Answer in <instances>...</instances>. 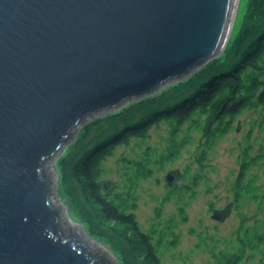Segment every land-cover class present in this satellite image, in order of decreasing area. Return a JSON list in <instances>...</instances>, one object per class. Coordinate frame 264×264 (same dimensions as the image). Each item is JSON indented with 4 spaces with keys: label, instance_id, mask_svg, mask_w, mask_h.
Here are the masks:
<instances>
[{
    "label": "water",
    "instance_id": "1",
    "mask_svg": "<svg viewBox=\"0 0 264 264\" xmlns=\"http://www.w3.org/2000/svg\"><path fill=\"white\" fill-rule=\"evenodd\" d=\"M233 4L0 0V264H115L83 225L63 224L42 167L88 119L218 57ZM179 175L170 170L164 179L172 186ZM229 211L212 217L222 221Z\"/></svg>",
    "mask_w": 264,
    "mask_h": 264
},
{
    "label": "trees",
    "instance_id": "2",
    "mask_svg": "<svg viewBox=\"0 0 264 264\" xmlns=\"http://www.w3.org/2000/svg\"><path fill=\"white\" fill-rule=\"evenodd\" d=\"M258 109L261 111L259 119L254 122L258 121L257 129H263L264 0H248L241 26L219 58L154 96L83 125L57 161L60 181L70 205L89 235L104 240L117 253L121 264H164L157 245L174 246L178 235L170 224L150 231L140 227L135 215L138 183L151 175L154 163L173 157L184 143L190 142L189 137L193 136L187 134L190 130L199 132V143L205 152L211 142L233 130L238 116ZM161 122L167 124L170 140L166 156L162 153L158 159H152L147 150L140 159H123L122 185L102 178V163L117 146L147 137L150 128ZM185 123L188 124L183 128ZM253 128L249 126L242 138L244 145L238 154V172L231 184L233 200L230 203L233 205L245 194H252L264 206L261 175L264 169L257 171L264 167V136L257 144L250 142ZM183 130L186 134L178 139ZM202 159L205 160V155ZM198 163L201 166L199 159ZM199 178L201 175L196 172L184 189L194 194ZM166 186L165 199L179 193L176 185L166 183ZM159 211L160 208L155 210ZM182 218H185L183 211ZM246 220V216L241 215L236 229L237 249L214 254L215 264H247L245 249L264 244V225L249 229Z\"/></svg>",
    "mask_w": 264,
    "mask_h": 264
},
{
    "label": "rangeland",
    "instance_id": "3",
    "mask_svg": "<svg viewBox=\"0 0 264 264\" xmlns=\"http://www.w3.org/2000/svg\"><path fill=\"white\" fill-rule=\"evenodd\" d=\"M247 4L248 0H238L228 42L237 34L247 11ZM222 54L223 52L216 58ZM168 86L161 87L144 98L154 96ZM139 100L126 102L119 110ZM259 112H261L259 109L254 112H243L235 119L233 130L211 142L205 152L201 147L202 144L199 143V132L195 129L190 130L187 132L193 135L189 137L190 142L184 143L173 157L161 160L159 164L154 163L151 175L138 183L135 191L137 195L135 215L140 227L150 231L152 228H166L170 224L174 233L178 235V242L174 246H165L163 243L157 245V252L164 264H215L214 254L219 251L230 252L237 249L236 229L241 215L246 216V225L249 229H259L264 225V206L252 194H245L236 204H230L233 200L231 184L235 181L238 172V154L244 145L242 138L251 125L254 126V132L251 133L250 142L257 144L264 136V128L257 129L258 121L254 122L259 119ZM107 114L109 113L97 114L87 122ZM187 124L185 123L182 127L185 128ZM83 125L77 126L69 133L70 137L66 141L68 144L64 151L60 155L51 156L42 168L50 183L53 205L56 206L53 198L56 197L65 205L69 217L85 227L64 192L57 165L58 159L74 141ZM166 125L161 122L157 127L150 128L147 137L130 140L128 144L117 146L112 155L102 163V178L122 185L124 184V170L121 166L123 159L130 161L133 158L140 159L143 152L147 150L151 158L158 159L162 153L166 156L170 145ZM184 134H186L185 130L180 132L177 138L180 139ZM204 155L205 160L202 159ZM198 159L202 162L201 166ZM176 169L179 170L180 175L179 178L174 179L173 184L179 188V193L170 194L165 199L168 187L164 177L168 171ZM262 169L264 167L257 171L262 172ZM196 172L200 173L201 178L198 179V185L192 194V190L184 189V186L190 185V180ZM261 175L264 180V174ZM210 204L213 210L230 209L229 214L222 221L214 219ZM157 208H160L158 213L155 212ZM70 211L76 214V218ZM182 211L185 218H182ZM63 224L69 228L68 224ZM81 235L85 237L84 233ZM92 238L99 242L98 246L114 259L115 264H121L117 253L104 240ZM245 255L247 264H264V244H260L255 249L246 248Z\"/></svg>",
    "mask_w": 264,
    "mask_h": 264
},
{
    "label": "bare ground",
    "instance_id": "4",
    "mask_svg": "<svg viewBox=\"0 0 264 264\" xmlns=\"http://www.w3.org/2000/svg\"><path fill=\"white\" fill-rule=\"evenodd\" d=\"M237 2H238V0H234V4H233V8H232V13H231V17H230V22H229V26H228V31H227V33L228 34H230V31H231V27H232V24H233V20H234V15H235V11H236V5H237ZM54 198V202H55V204L57 205V208L60 210L61 209V212H62V217H64V219L66 220V222H67V224H68V226L69 227H71V228H77L78 230H79V224H76L75 222H72L68 217H67V215H66V213H65V211L63 210V207H62V205H61V203L59 202V200L56 198V197H53ZM70 213H71V215L74 217V218H76V216H75V214L72 212V211H70ZM83 233V231H80L79 232V234L81 235ZM82 237H83V235H81ZM85 237L87 238V240H89L88 239V237L85 235ZM84 237V238H85ZM90 241V240H89ZM96 245H98V244H96Z\"/></svg>",
    "mask_w": 264,
    "mask_h": 264
}]
</instances>
